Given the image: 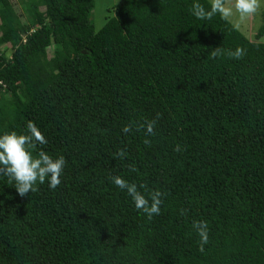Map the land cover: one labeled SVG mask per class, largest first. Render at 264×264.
Segmentation results:
<instances>
[{"label":"trees","instance_id":"trees-1","mask_svg":"<svg viewBox=\"0 0 264 264\" xmlns=\"http://www.w3.org/2000/svg\"><path fill=\"white\" fill-rule=\"evenodd\" d=\"M196 2L125 0L95 30V0H0V135L32 121L33 155L67 162L25 197L0 175V264H264V25L248 38ZM112 176L160 191V215Z\"/></svg>","mask_w":264,"mask_h":264},{"label":"clouds","instance_id":"clouds-1","mask_svg":"<svg viewBox=\"0 0 264 264\" xmlns=\"http://www.w3.org/2000/svg\"><path fill=\"white\" fill-rule=\"evenodd\" d=\"M260 0H235L234 9L239 13L240 19L243 20L248 16L256 13L260 8ZM192 15L200 20H211L216 14L224 19L233 15V6H229L228 0H211L210 10L196 2L190 9ZM224 54V49L217 47L211 52L212 58H217ZM246 54L245 49L237 48L234 52L229 51L230 58L242 59ZM159 116H157V120ZM156 120L145 121L144 123L134 125L128 124L122 128V132L127 134L132 131L133 127L137 131L141 129L146 130L148 136L154 135ZM47 143L44 135L34 122L27 123V133L17 134L12 131L0 135V175L6 176L9 183H14V187L20 197H25L29 192L34 193L38 191L36 187L39 184L45 183L46 179L51 190H56L61 184V176L63 174L66 160L63 156L53 158L45 151H39L35 156L33 149L37 145H44ZM146 145H150L151 141L144 140ZM174 151L180 152L182 149L179 145ZM124 157L125 153L121 151L118 154ZM130 171H136L134 165H129ZM112 182L122 191H126L131 197L137 211L143 212L149 220L155 215H160L161 205L163 203V194L160 191H150L146 184L129 183L120 176L110 177ZM143 189V192L140 190ZM181 214L184 211L181 210ZM193 228L200 237L199 250L204 251V245L209 242V230L206 221L193 222Z\"/></svg>","mask_w":264,"mask_h":264},{"label":"rangeland","instance_id":"rangeland-1","mask_svg":"<svg viewBox=\"0 0 264 264\" xmlns=\"http://www.w3.org/2000/svg\"><path fill=\"white\" fill-rule=\"evenodd\" d=\"M124 1L125 0H95L94 7L91 11V22L94 25L95 30H99L104 25L107 18L114 15V8L123 4ZM209 1L211 2V0ZM234 3L235 0H228L229 6H233V15L227 19L248 38H252L253 36H251V32L253 35L256 34V32L264 25V0H260L261 6L256 13L243 20L240 19L239 13L235 11ZM260 41L264 42V37H262ZM9 48L8 45H3L1 47V49H4L7 54H9ZM53 48L54 47L48 49L49 54L52 53Z\"/></svg>","mask_w":264,"mask_h":264}]
</instances>
